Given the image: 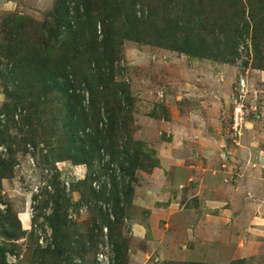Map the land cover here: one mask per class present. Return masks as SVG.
I'll return each mask as SVG.
<instances>
[{"label": "rangeland", "instance_id": "1", "mask_svg": "<svg viewBox=\"0 0 264 264\" xmlns=\"http://www.w3.org/2000/svg\"><path fill=\"white\" fill-rule=\"evenodd\" d=\"M60 1L0 0V264H264V0L240 39L228 1L195 3L216 59L135 39L185 25L184 0H70L100 26L79 42Z\"/></svg>", "mask_w": 264, "mask_h": 264}, {"label": "trees", "instance_id": "2", "mask_svg": "<svg viewBox=\"0 0 264 264\" xmlns=\"http://www.w3.org/2000/svg\"><path fill=\"white\" fill-rule=\"evenodd\" d=\"M70 0H61L57 4V14L60 17H69V20L67 23L62 25V32L64 33L67 38H72L73 40H76L79 42V38L84 34L83 27H87V32H89L92 36L97 33V31H100L99 25L97 28V24L93 19H89L88 17V24L86 25V19H83L82 21L77 19V22L74 24L72 22L75 15H69V12H71L72 8L76 11H80L82 8L83 11L78 13V18H80V15L86 14L87 11H85V7L87 6L83 4L82 2H76L74 3V6L69 2ZM201 0H184V7H182L181 11L186 17V24L180 25L179 20L177 18L168 20V24H165L163 27H154L153 32L149 33V38H144L140 34L136 35L135 39L140 42H151L154 44H157L161 47H165L168 49L176 50L183 52L185 54L193 55V56H200V57H208V58H217L218 55L212 54V48L214 46L218 47V37H215L212 35L211 39H207L204 34H199L197 30H195V26L193 24V21H195V17L198 16L201 12L198 11L197 7L195 6V3H200ZM212 2V0H209ZM228 3L232 6H234L233 12L230 15L229 18H225L223 21L218 23V31L220 33H226V36L229 38L228 35H236L238 39L243 36L245 31V26H248L246 19H243V22H240V20L244 17L245 13V4L243 3V0H226ZM81 6V8H80ZM155 16V13H153ZM248 15L249 17H254V14L252 12V9L248 8ZM89 16V15H88ZM153 16V15H151ZM87 18V17H86ZM136 18V17H135ZM214 24H216V21H214ZM201 25V24H200ZM231 25V26H230ZM230 26V27H229ZM203 27V26H202ZM231 33H228V29ZM214 29L211 28L209 31H213ZM103 37L101 44L103 45L107 41V37H109V32H105V28L103 27ZM60 33V31H59ZM228 33V34H227ZM180 34V35H179ZM233 46V47H232ZM237 42H233V45L230 46V52L233 54L230 61L233 60V58L237 55ZM68 70L69 72L72 71V69H62L59 71V74L68 75L69 73L65 72ZM55 82L58 84L59 88L64 90L66 92L65 95L69 97V106L71 109V112L69 114V122H68V129L70 132V135H68V150L71 151L69 153L70 159H76L77 155H82L81 163L88 164V162L91 160L93 154L96 151H99L101 147V143L97 142V140L88 139L86 141L85 135L87 137L86 129V122H83V119L78 115L77 109H73L75 106L73 105V100L70 99V96L72 95L70 92H68V85H65L63 81H59V77L54 78ZM90 94L92 93L91 88H89ZM91 96V95H90ZM99 117V113L97 114ZM100 118V117H99ZM84 123V124H83ZM78 124H83L81 127V130L84 132V134L80 137L74 132L75 127ZM111 126H113L110 123ZM135 160L130 163H134ZM83 182V181H80ZM169 263V262H168Z\"/></svg>", "mask_w": 264, "mask_h": 264}, {"label": "built area", "instance_id": "3", "mask_svg": "<svg viewBox=\"0 0 264 264\" xmlns=\"http://www.w3.org/2000/svg\"><path fill=\"white\" fill-rule=\"evenodd\" d=\"M242 83H243V82L241 81V85H242Z\"/></svg>", "mask_w": 264, "mask_h": 264}]
</instances>
